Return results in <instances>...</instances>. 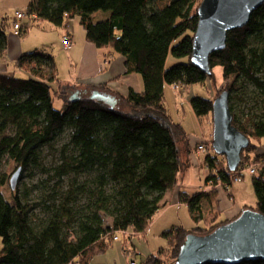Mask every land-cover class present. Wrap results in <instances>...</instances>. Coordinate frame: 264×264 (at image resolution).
I'll return each instance as SVG.
<instances>
[{"label": "trees", "instance_id": "obj_1", "mask_svg": "<svg viewBox=\"0 0 264 264\" xmlns=\"http://www.w3.org/2000/svg\"><path fill=\"white\" fill-rule=\"evenodd\" d=\"M201 1L30 0L27 12L36 17L23 24L20 34L35 21L67 28L77 18L88 42L125 57V72L138 73L143 89L130 87L124 95L102 83L85 85L73 96L83 86L63 83L55 57L44 51H26L17 58L15 68L25 77L0 73V159L8 157L15 165L12 173L0 176V264H91L119 239L118 233L131 231L132 242L134 235L148 231L166 204V192L177 185L179 172L191 167V154L203 140L199 136L192 146L183 124L173 121L164 104L165 87L204 83L214 78L217 65L224 85L216 88L214 98L194 95L189 101L198 117L211 116L213 130V101L229 91L232 123L250 138L240 165L232 171L226 158L224 162L206 150L203 185L178 193L200 225L163 231L167 246L140 263L134 260L138 252L133 246L123 249L131 253L125 252L129 264H176L187 234L212 232L246 208L264 214V150L256 143L264 138V3L246 25L228 31L225 48L210 54L208 75L191 61ZM8 26L6 21L0 25V55L7 48ZM171 56L177 61L168 66ZM95 89L114 95L118 106L90 98ZM121 101L131 111L121 110ZM64 133L67 138L57 149L60 162L31 198L30 191L19 187L23 172L41 165L45 145L52 147ZM252 164L256 205L222 217L221 210L212 208L216 186L229 189L230 172ZM19 167L21 176L11 189L10 177Z\"/></svg>", "mask_w": 264, "mask_h": 264}, {"label": "rangeland", "instance_id": "obj_2", "mask_svg": "<svg viewBox=\"0 0 264 264\" xmlns=\"http://www.w3.org/2000/svg\"><path fill=\"white\" fill-rule=\"evenodd\" d=\"M75 19L73 25L76 27L75 34L77 33L79 37L85 32L82 25L79 23V20L77 18ZM27 21L33 20L27 18ZM46 23L51 24L48 20H40L32 23L28 32L29 37L27 43L29 44V47L27 48H32L30 51H44L52 54L60 68V75L58 72V77H62V79H60L63 83H69L71 81L66 79L68 76L67 72L71 70V66L69 65L71 61V49L64 50L63 42L60 38L58 39L57 37V40H55V35L45 32L43 27ZM170 58L171 60H168V66H171L177 61V59L172 56ZM73 67L75 68L76 66ZM22 73L23 74L21 75L25 77V73ZM214 74V78L208 79L204 83L191 84L187 88L181 87L175 89L174 86L172 88V85L169 84L165 87L164 104L173 118V121L182 123L187 130H190L198 136H203L202 132L208 137L212 135L210 134L213 132L211 116H204L203 118L198 117L189 100L194 95L208 99L214 98L216 88L224 85L222 79V67L220 65L214 67ZM119 108L123 111H131V108L125 103H120ZM66 138L67 133H64L52 143V147L45 145L41 156V165L26 168L19 182V187L22 192L30 191L31 198H36L38 196L41 187L47 181L48 177L52 175V168L60 162L57 149ZM256 143L261 146V151L264 150V138L261 141L257 140ZM203 154L206 153L203 152ZM212 154L220 157L225 162V157L216 153L214 149H212ZM216 162L220 167L225 164L223 161ZM14 170L15 165L9 161L8 157L0 159V176H4L6 173H12ZM206 172V168L202 167L201 164H192L189 169L180 171L178 175L179 181L173 189V196L171 197V193L167 194L164 199L166 207L163 206L158 213H156L148 231L144 234L134 235L132 237V242L129 240V234L131 231H128L127 233H118L119 239L115 240L113 245L108 247L104 252L96 254L91 259V264H129L128 256L123 249L125 246H128L129 248L133 246L135 248L138 254L134 255V260L136 263H140L150 254L156 253L160 247L167 246V240L162 236L163 231L169 229L173 225H182L185 229H192L196 225H200L192 218L187 204H179L177 203V200L180 190L193 192L194 189L200 187L198 185H203ZM82 176L85 177L84 174H82ZM244 176L240 180H235L232 183V186L234 187V190H237L235 191V195L241 204L252 207L257 203V197L252 183V175L249 171H246ZM2 247V239L0 238V251L2 250Z\"/></svg>", "mask_w": 264, "mask_h": 264}, {"label": "water", "instance_id": "obj_3", "mask_svg": "<svg viewBox=\"0 0 264 264\" xmlns=\"http://www.w3.org/2000/svg\"><path fill=\"white\" fill-rule=\"evenodd\" d=\"M264 0H202L198 7V24L193 38L191 61L211 75L210 54L225 48L228 31L246 25ZM78 91L74 93L76 96ZM90 98L118 106V99L107 92L93 90ZM230 93L222 91L213 101L212 147L226 158L230 170L240 164L241 153L250 138L233 123ZM19 167L10 177L15 189L21 176ZM264 260V214L243 209L239 216L206 234L189 233L182 243L176 264H240Z\"/></svg>", "mask_w": 264, "mask_h": 264}, {"label": "crops", "instance_id": "obj_4", "mask_svg": "<svg viewBox=\"0 0 264 264\" xmlns=\"http://www.w3.org/2000/svg\"><path fill=\"white\" fill-rule=\"evenodd\" d=\"M29 2L30 0H0V25L3 23V21H6L9 25L6 28L7 48L0 55V73L9 72L19 76H22L21 74H23L20 70H17L15 68L14 63L23 52L30 51V49H32L27 48L29 47V44L27 43L29 37V30L24 35L20 33H15L12 25L15 20L16 11L27 12ZM75 20V18L70 19L68 21L67 28H62L59 26L57 27L52 23H46L43 28L45 29L46 33L55 35V40H57L58 37V39L60 38L62 42L63 34L67 31L70 33L72 39V47L70 48L71 50L65 49L63 46L64 50H70L71 52V61L69 63V65L71 66V70L67 72L68 76L66 80L69 79V81H71L76 87H79V85L83 86V88H77L76 92L81 89H85V85L98 86L102 83H108V85L113 90L118 91L124 95L128 93L130 87L134 88L136 91H141L143 89V82L141 76L136 72H125V57L122 55L113 54L109 47L100 48L88 42L85 38L84 33L78 37L77 33L75 34L76 27H74L73 25V22ZM26 21L27 18H24L23 20H21V23L24 24ZM168 60H171V58H169ZM73 66L76 67L74 68ZM57 68L59 72L60 68L58 64ZM60 78L62 79L61 76ZM71 82L69 83L72 84ZM120 103L123 102L121 101ZM187 132L189 133L190 143L192 146H194L199 136L192 133L190 130H187ZM202 135L203 139L206 135L203 134V132ZM191 157L193 159V164H201L202 167L206 168L204 164L205 154H203V152L199 153L196 151V149H194V153L191 154ZM198 186H201V184ZM216 188L218 190V195L215 198L216 200H214L212 208L221 210L222 217L232 218L236 216L243 209L244 206H246L245 204H241V202L238 200L235 195V191L237 190H234V187L232 185L229 189H226L221 184H218ZM173 189L167 191L165 197L167 196V194L170 193L172 197ZM177 203H182L180 202L179 197Z\"/></svg>", "mask_w": 264, "mask_h": 264}, {"label": "built area", "instance_id": "obj_5", "mask_svg": "<svg viewBox=\"0 0 264 264\" xmlns=\"http://www.w3.org/2000/svg\"><path fill=\"white\" fill-rule=\"evenodd\" d=\"M33 17L35 18L36 15L35 14L29 15L28 12H26V11H16L15 20H14L13 25H12L15 33H19V30L23 26V24L21 23V20H23L24 18L33 19ZM63 46L65 49H70L72 47V39L70 37V33H68V32H65L63 34ZM174 88L179 89V86L174 85ZM212 149H213L212 141L209 140L207 138V136H204L203 140L197 145V152H199V153L206 152V150H209L210 153H212ZM211 155H213V154H211ZM204 164H206V163H204ZM224 167H225V165H224ZM255 169H256V166L254 164H252V165L247 166L246 168L241 167V169L239 170V173H238V171L233 172V173L230 172V177L231 176L233 177L232 182H234L235 180H240L241 179L240 175H242V173H244V171H249L250 173H253L255 171ZM117 238L118 237L116 236L115 239H117ZM126 251H127V247H126V249H124V252H126ZM126 253H128V256H129L130 252L127 251ZM129 260H130V258H129Z\"/></svg>", "mask_w": 264, "mask_h": 264}]
</instances>
